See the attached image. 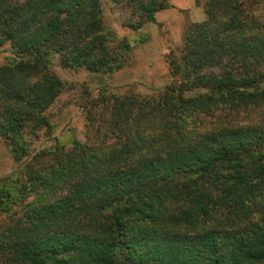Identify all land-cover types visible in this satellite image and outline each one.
Listing matches in <instances>:
<instances>
[{"label":"trees","instance_id":"obj_1","mask_svg":"<svg viewBox=\"0 0 264 264\" xmlns=\"http://www.w3.org/2000/svg\"><path fill=\"white\" fill-rule=\"evenodd\" d=\"M113 1L136 32L171 7ZM208 3L168 58L164 92L101 90L104 134L2 181L0 202L27 204L1 234L0 264H264V27L233 25L239 0ZM103 15L101 0H0V50L9 43L17 58L0 67V135L18 163L29 156L22 135L52 127L44 113L65 87L53 55L93 74L125 67L134 42L106 31Z\"/></svg>","mask_w":264,"mask_h":264},{"label":"rangeland","instance_id":"obj_2","mask_svg":"<svg viewBox=\"0 0 264 264\" xmlns=\"http://www.w3.org/2000/svg\"><path fill=\"white\" fill-rule=\"evenodd\" d=\"M166 2L171 7L176 6L178 8L175 7V10L173 9L160 16L161 19L167 17L169 23L166 25L164 23H148L141 32H136L127 28L124 24L129 19L127 10L116 5L113 0H101L104 13L103 26L106 31L116 33L119 39L130 37L131 41L134 42L125 67L111 75L93 74L84 69L64 68L61 65L60 56L53 55L51 68L64 81L65 87L55 103L44 113L49 118L52 127L41 129L37 133L24 132L22 135L23 142L21 143L29 156L19 163L15 160L18 153L16 152L17 157L14 156L8 146L9 143L0 135V184L5 178H11V182L14 181L19 174H22L25 164L36 155L40 156V161L49 163L47 158L52 157V152L48 156L46 154L56 148L57 145L64 146L65 151H69L73 149L75 140L83 144L93 142L96 135L99 134L97 132L98 128H101V132L104 134L105 127L110 123V114L94 103L103 90L111 95H137L142 97H155L165 91V88L172 83L168 58L181 54L184 45L183 27H188L200 20L205 21L207 19L206 7H210L208 0H166ZM239 2L242 3L244 14L237 21L235 20L233 25L242 27L243 30L246 27H264V0H239ZM194 3L200 9L193 15L192 8L189 7ZM218 15L217 23L225 24L222 15L219 13ZM169 27H177V29L172 32L173 29ZM150 33L155 37L153 45L157 50H165L167 45H163L162 41L169 44L170 37L174 35L177 43L180 38L182 42L175 44L173 41L174 46H170V50L167 51L163 59L157 57L155 62H151L148 58L152 49L147 50L148 42L151 39L149 37ZM112 46H115V44ZM16 59L9 43L1 48L0 67ZM165 67L169 68V73H164ZM135 68L138 72L136 77L132 79L129 71ZM150 70L152 74H150ZM129 81L133 84H126ZM262 87L264 89V84ZM234 116H236L235 120L246 123L256 122L258 119L255 118V115L240 114ZM113 141L114 139L107 140L108 145ZM0 187L2 186L0 185ZM33 199L34 196L28 201ZM26 204L22 202L11 203L9 199L7 200V194L3 193L0 202V247H2L3 242L1 234H8L10 226L23 221Z\"/></svg>","mask_w":264,"mask_h":264},{"label":"crops","instance_id":"obj_3","mask_svg":"<svg viewBox=\"0 0 264 264\" xmlns=\"http://www.w3.org/2000/svg\"><path fill=\"white\" fill-rule=\"evenodd\" d=\"M175 7L176 6H172V7H170V8H168V9H166V10H162V11H160V12H158V14L156 15V20H157V24H159V23H164L165 25L167 24V23H169L168 22V20H167V17H165V18H162L161 19V15L162 14H165L166 12H168V11H171V10H175ZM177 8V7H176ZM189 8H192V12H193V15L200 9V7L199 6H197L195 3L191 6V7H189ZM178 9V8H177ZM185 9V8H184ZM180 10V9H179ZM203 18H205V17H203ZM201 21V20H200ZM197 22V23H203L204 21L202 20L201 22ZM156 24V25H157ZM169 28H172L173 30H172V32H175L176 31V29H177V27H169ZM185 30H186V27H183V40H184V34H185ZM173 36V35H172ZM175 36V35H174ZM170 37V43L168 44H166V42H164V41H162V43H163V45H167L166 46V48H165V50H157V48L155 47V45H153L154 43H155V37L153 36V34L152 33H150V41L148 42V49L147 50H149V49H152V51H151V54H150V57L148 58L151 62H155V58H164V55H166V53H167V51L168 50H170V46H174V44H173V41H174V43L175 44H179V43H181L182 42V39L180 38L179 39V41H178V43H177V41L175 40V37ZM169 68L168 67H165V70H164V73L165 72H167V73H169ZM137 72H138V70L135 68V69H131L130 71H129V75L131 76V78L132 79H134L135 77H136V74H137ZM149 73V72H148ZM150 74H152L151 73V70H150ZM126 84H133V82H126Z\"/></svg>","mask_w":264,"mask_h":264}]
</instances>
